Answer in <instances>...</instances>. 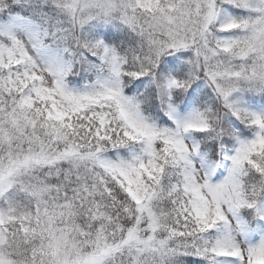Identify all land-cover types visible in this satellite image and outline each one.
<instances>
[{"label": "snow or ice", "instance_id": "obj_1", "mask_svg": "<svg viewBox=\"0 0 264 264\" xmlns=\"http://www.w3.org/2000/svg\"><path fill=\"white\" fill-rule=\"evenodd\" d=\"M0 264H264V0H0Z\"/></svg>", "mask_w": 264, "mask_h": 264}]
</instances>
